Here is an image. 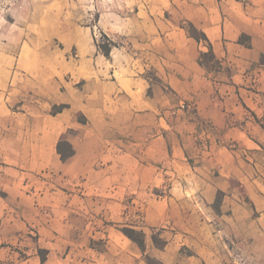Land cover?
I'll return each instance as SVG.
<instances>
[{
	"label": "crops",
	"instance_id": "0c3cea01",
	"mask_svg": "<svg viewBox=\"0 0 264 264\" xmlns=\"http://www.w3.org/2000/svg\"><path fill=\"white\" fill-rule=\"evenodd\" d=\"M167 1L154 5L159 15H132L143 35L139 56L119 45L107 57L92 28L74 27L67 69L26 76L39 104L0 103V264H147L144 255L176 264L195 215L264 221V0H172L183 23L212 43L217 71L198 62L203 42L161 17ZM128 22L104 32H127ZM24 88L4 93L6 101ZM59 104L68 107L52 114ZM62 138L74 150L65 161L56 150ZM125 225L143 231L144 252Z\"/></svg>",
	"mask_w": 264,
	"mask_h": 264
},
{
	"label": "rangeland",
	"instance_id": "374dc122",
	"mask_svg": "<svg viewBox=\"0 0 264 264\" xmlns=\"http://www.w3.org/2000/svg\"><path fill=\"white\" fill-rule=\"evenodd\" d=\"M157 1L0 0V103H10L13 109L22 104L29 107L39 104L42 96L31 92L30 89L35 86L27 77L62 74L67 69L62 64L64 56L67 54L72 56L76 48L72 47L64 54V45L69 44L66 32L74 27L92 28L96 35L94 36L96 45V42L104 40L103 34L106 35L104 31L111 34L112 27L116 28L119 25L117 23L123 18L129 20L128 24L126 23L129 28L127 32L106 36L117 46H124L129 52L139 56L143 48L136 43V39L142 38L143 35L140 32L134 33L140 27L136 26L132 15L137 8H140L141 13L147 9L154 10L152 15H159L158 9L154 7ZM170 1V4L167 1L166 9L160 13L161 17L174 24H184L180 9L172 0ZM128 16L130 19L125 18ZM80 36L84 34L80 32ZM19 54L23 55L24 63L17 62ZM10 72L12 76L21 77L22 80L18 83L17 77L8 80L6 76ZM53 82L55 86L58 85L55 79ZM17 85L25 87L22 89V95L14 98L13 94H10L6 101V92ZM50 110L52 111V107ZM75 116L77 119L82 117L81 113H76ZM200 143L204 144V141ZM169 183L170 180L167 179L166 186L160 189L161 193L159 189L157 192L166 194ZM190 201L188 199V204ZM141 213V206H138L134 214ZM210 219L208 221L206 218L205 223L200 222L196 215L189 219L191 225L189 229L192 232L180 246L176 264H264V221L261 224L248 219L238 225L219 220L215 223L212 218Z\"/></svg>",
	"mask_w": 264,
	"mask_h": 264
},
{
	"label": "trees",
	"instance_id": "16d2710c",
	"mask_svg": "<svg viewBox=\"0 0 264 264\" xmlns=\"http://www.w3.org/2000/svg\"><path fill=\"white\" fill-rule=\"evenodd\" d=\"M180 26L186 30L188 36L192 37L197 42H203L206 45L207 50L199 52L198 62L209 71L217 70L220 67V62L216 58V56L213 52V49H212V43L209 41V39L207 38L205 33L202 30L196 28L190 21H186L184 24H182ZM103 38H104V40L102 42H96V46H97V49L102 54H104L105 56L108 57L112 47L117 46V44L104 34H103ZM240 42H242L246 46L250 45L249 38L244 36V35H242L240 37ZM148 92H149V90H148ZM66 107H68L67 104L53 105L51 113L56 114L57 112L62 111V109L66 108ZM77 120L79 122L84 123L85 118L82 116V117H78ZM56 150H57L58 154L60 155V159L62 161H65L67 158H69L70 156H72L74 154V150H73L71 144L68 143L67 141H65V139H63V138L58 141L57 146H56ZM222 195H223V193H221L219 191L217 192L216 199L214 202V205L216 207L219 204L220 198ZM121 231L124 233V235L126 237H128L131 241L136 243L137 246L144 252V250H145L144 233L142 230H138V229H135V228L130 227V226H123L121 228ZM152 241H153L154 245L159 249H163L165 244H166V241L164 239H162L158 233L152 234ZM38 254L40 256L41 261L43 262L46 258L47 252L45 250L38 249ZM144 259H145L147 264H156V263L159 264V262L157 260L149 257L148 255H144Z\"/></svg>",
	"mask_w": 264,
	"mask_h": 264
}]
</instances>
